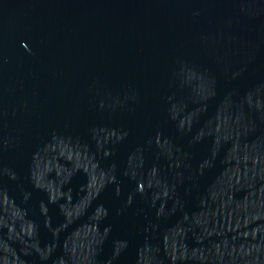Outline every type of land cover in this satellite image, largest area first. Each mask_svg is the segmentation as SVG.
<instances>
[{
  "label": "water",
  "instance_id": "95a60500",
  "mask_svg": "<svg viewBox=\"0 0 264 264\" xmlns=\"http://www.w3.org/2000/svg\"><path fill=\"white\" fill-rule=\"evenodd\" d=\"M0 264H264V0H0Z\"/></svg>",
  "mask_w": 264,
  "mask_h": 264
}]
</instances>
